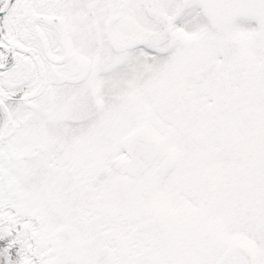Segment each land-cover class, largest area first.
Segmentation results:
<instances>
[{"label": "snow or ice", "instance_id": "1", "mask_svg": "<svg viewBox=\"0 0 264 264\" xmlns=\"http://www.w3.org/2000/svg\"><path fill=\"white\" fill-rule=\"evenodd\" d=\"M0 264H264V0H0Z\"/></svg>", "mask_w": 264, "mask_h": 264}]
</instances>
